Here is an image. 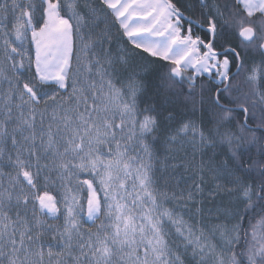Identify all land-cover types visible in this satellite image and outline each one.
Listing matches in <instances>:
<instances>
[{"label": "snow or ice", "instance_id": "obj_1", "mask_svg": "<svg viewBox=\"0 0 264 264\" xmlns=\"http://www.w3.org/2000/svg\"><path fill=\"white\" fill-rule=\"evenodd\" d=\"M0 264H264V0H0Z\"/></svg>", "mask_w": 264, "mask_h": 264}]
</instances>
